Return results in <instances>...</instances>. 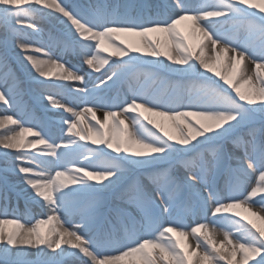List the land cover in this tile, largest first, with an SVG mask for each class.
<instances>
[{"label":"snow or ice","instance_id":"obj_1","mask_svg":"<svg viewBox=\"0 0 264 264\" xmlns=\"http://www.w3.org/2000/svg\"><path fill=\"white\" fill-rule=\"evenodd\" d=\"M45 18L61 26L60 37L49 44L40 40L39 21ZM0 26L9 37L6 49H18L15 55L33 83L46 89L68 87L81 105L77 110L52 91L38 95L41 102L69 114L60 118L67 135L59 143L36 125L24 126L15 113L0 117L5 130L0 149L25 185L19 195L26 209L39 208L24 222L15 209L3 213L0 258L5 264H34L27 258L29 249L40 257L35 264H65L66 256L72 264H121L129 257H136L137 264H195L189 260L193 254L199 264H264V0H206L199 5L192 0H97L83 5L0 0ZM182 27L188 28L187 35ZM239 31L247 34L244 40L234 35ZM197 33L194 48L187 39ZM121 36L139 39L125 42ZM58 52L81 58L87 70ZM222 56L225 62L217 70L213 62ZM7 60L5 50L0 66L7 67ZM92 72L101 75L89 87ZM127 77L129 95L122 102L108 103L100 95ZM15 81L9 72L0 83V102L9 107L15 101ZM101 110L102 119L97 116ZM153 117L170 121L177 134ZM85 126L96 137L91 148L78 142L89 141ZM241 129L246 131L238 135ZM228 143L241 154L228 149ZM177 163L187 173L182 181L172 174ZM129 166L150 170L160 204L137 188L133 199L143 216L139 225L127 216L124 231L132 234L139 226L158 235L131 239L113 254L103 249L121 241L116 228L99 225L98 194L118 185ZM220 173L229 178L226 191L215 184ZM253 176L255 183L250 184ZM178 204L205 218L211 213L213 219L190 230L173 220L161 222L163 213L171 216ZM228 214L240 219L231 221L235 233L224 230L218 242L210 224L229 220ZM9 224L11 231L4 227ZM189 236L196 240L195 253Z\"/></svg>","mask_w":264,"mask_h":264},{"label":"bare ground","instance_id":"obj_2","mask_svg":"<svg viewBox=\"0 0 264 264\" xmlns=\"http://www.w3.org/2000/svg\"><path fill=\"white\" fill-rule=\"evenodd\" d=\"M66 2L83 5V4H87V3H96L97 0H66ZM101 2H107V3L113 4V3H117V2H122V0H101ZM149 2L155 3V2H157V0H149ZM192 2L194 4H196V5H199V4H204L206 2V0H192ZM183 24L185 26H190L191 22L190 21H184ZM39 27L42 29V34L40 36V40H41V42H43L45 44H49V43L55 41L57 38L60 37V33H58V32H61V26L57 22H55L53 20L45 18V19L39 21ZM216 27H219V26H216ZM181 31L184 32L185 35L188 34V28L187 27H182ZM6 33L7 32L4 29V27L0 26V53L4 52L5 50L8 51L7 66L11 65L12 67H14V72L13 73H14V76L16 78V81H20L21 86L22 85L23 86L29 85L30 83H33V82L29 79L28 75L22 69L20 61L17 59V57L15 55V53L18 51V49H13L11 47H7V49H6V44H7V41L9 39V38L8 39H6V38L3 39V36ZM238 33H244V31H239ZM238 33H234V34H238ZM121 39L124 40L125 42H129V41H132V40H138L139 38L138 37L121 36ZM199 39H200L199 38V34L197 33L194 36H188L187 42L191 46H193L195 48L198 45V43H199ZM238 39L239 40H244L245 38L243 39V36L241 34V36L239 35ZM105 47H107V45ZM108 51L110 52L111 49L109 48ZM57 54L63 55L60 52H58ZM206 54L208 56H212L210 47L206 48ZM37 55H40V54H37ZM102 55H107V53H102ZM63 59L69 61L70 63L75 65L77 68H79L81 71L87 70V66L83 65V63L81 61V58H79V57H76V56H73V55L69 54V55H63ZM113 59H115V57H113ZM165 62L168 63L167 61H165ZM224 62H225L224 61V57L222 56L220 58V61L218 63L217 62H213L212 66L214 68H216L217 70H220V67H221V65ZM105 67H107V66H105ZM249 68H251V65H249ZM0 69H1V71H0V83H3L4 76H1V75H4L6 70L2 71V66H0ZM88 71H90V70H88ZM101 71H103V69ZM226 74L230 75V72L226 73ZM100 75H101L100 73H95V72L91 73V76H90L91 83H89V87H92V83H97V84L99 83ZM208 75H212V74L208 73ZM253 75H254V73H253ZM213 79L218 80V77L213 76ZM129 80H130V77H129ZM119 82H117L116 84L118 85ZM219 82H220V84L223 87L227 88V85H223L222 81H219ZM62 83L66 84V85H70L71 88H76V87L80 86L79 83H74V82H62ZM129 83L127 81H125L123 83V88L119 91V93H117L114 96L115 99L117 98L115 103L116 102H122L124 99L127 98V96L129 95ZM8 84L12 85L13 81L11 79H9L8 80ZM182 87H183V85H182ZM107 89L108 88L104 89L100 93V95H102L105 91H107ZM55 90H58L59 92H57V93H60L59 95L56 96V99L69 101L67 99V97H65V94H64L65 91L69 92V88L68 87H65L64 91L62 89H61L62 91H60V89H57V88H55ZM229 90H231V89H229ZM34 91L36 93V97H37L36 101H37V103L42 104L43 106H45L46 113H47L48 116H50L49 118L52 119L51 121H45L43 123L42 122V118H45V117L41 116L40 119H37L36 117H38V116H37L35 111L32 113L31 116H29V110L31 109V105L29 103H26L28 101L26 99L24 100L22 98V96L20 94H18V93H16L15 101H14V103H13V105L11 107H9L8 105H4L2 102H0V117H2L3 115H11V114L15 113L17 117H19L21 120L24 121V126L36 125L37 126V130H41L42 129L44 134H45L46 130H44V127H45L46 124L49 123L50 125H53L52 123H54V120H60L62 115L63 116H68L69 114L68 113H63L62 110H60V109H53L50 105H48L47 101L41 102L38 99V95L40 93L44 92V90L42 88H35ZM110 94L112 95V91H111ZM123 94H124V96H123ZM69 102L75 104V106L77 107V110H79V108L81 107L79 102L75 101L74 97H72V96H71ZM60 112H62V113L60 114ZM128 115L132 116V115H135V114H131L130 113ZM97 116L102 119L103 111L102 110L98 111L97 112ZM121 118H123V117H121ZM89 119H90V116H89ZM153 119H155L158 123H162L163 126L165 127V129L170 134H172V135H176L177 134L176 129L172 126L170 121H167L166 119L161 118V117H153ZM190 119H192L195 122V118L190 117ZM45 120H47V119H45ZM92 123L95 124V121H92ZM61 126L63 127V129H66V126H63V125H61ZM9 127H14V126L9 125ZM97 127H98V125H97ZM153 130L155 131V129H153ZM4 131H5L4 129H0V133H3ZM242 132H244V131H242ZM50 134L52 136H57V134L54 131L53 127H51ZM85 134L89 136V141H87V142L84 141L85 143H91L92 139H96V137L91 132L87 131V126H85ZM25 135H28V134H25ZM32 138L33 137L28 136V139H32ZM74 139H78V138L74 137ZM226 146H227V144H226ZM38 147H42V146H38ZM227 148L232 150V151H236L237 155L241 154L239 151L233 149L231 144ZM209 149H211V148H209ZM105 150L106 151H110V150H107V149H105ZM24 151H32V150L31 149H25ZM2 152H3V150L0 149V156H4L2 154ZM2 158L4 159L5 156L2 157ZM174 169H175L174 170L175 174L177 176H180L181 179H183V177L185 175H187V173L185 172V170L181 167V165L179 163H177L174 166ZM133 170H135V172H138L139 174L141 173L140 178L138 180L136 179L137 180L136 182L131 180L127 184L119 186V184L123 180H126V179L129 178V176L132 173L131 171H133ZM143 172H145V169L137 168L135 166H130V168L128 167L127 171L124 173V175H123L121 181L119 182V184L115 185L117 187H115V188L112 187V188H110L108 190H105V191L101 192L103 194H105L104 192H107V194H105L107 196L106 198L109 199V201L112 200L111 202H112L113 205L120 207V209L117 210L118 207L114 208V206L112 204L109 205V207H107V208L103 207L105 204H103V205L101 204L102 216L99 218V225L101 227H103V228H108V227L116 228L118 230V237H119V239L121 241L120 244L113 245L112 247L103 249V251H109V252H112L113 254H118L116 252V248L121 247L123 244L130 242V240L125 237V233L126 232L124 231V228H123L124 219L127 216L134 217L136 219L138 225H139V221H140L141 217L143 216V213L137 207V205L135 204L134 199H133L135 191H136L137 188H141L146 193V195L151 200H153L155 202V204H157V205L160 204V196L158 194L157 185L155 183H153V181L149 178V176L146 177V178L143 177L142 176ZM256 175H258V173ZM217 176L218 175H216L215 179L217 178ZM6 177L8 179L5 178L6 179L5 182H3V183L0 182V201L1 202L2 201L3 202H6V201L10 202V200H13V199L17 200L10 193V191L12 190L13 186L19 192H20V189L25 187V185H23L22 181H19L18 178H16L17 177V173L16 172H12V174H8L7 173ZM228 179L229 178L227 177V175H225L224 173L221 174V177L218 180L220 185H221L220 190L226 189V184H227ZM139 180H140V182H139ZM249 183L250 184H254L255 183V176L252 177V179H251V181H249ZM12 184H13V186H12ZM257 200H258V198H257ZM118 201H121V202H118ZM259 206H260L259 203H257L256 207L259 208ZM179 207L180 206L173 208L171 216H169L167 213H163V215H162L163 221L164 220H173L175 222L179 221L180 224H182L185 228L190 230V227L192 226V224L189 221H186V220L182 221L176 216ZM28 209L23 208L22 210H17L16 211V214L21 216L22 222H24L25 220H28V221L32 220V217H31L30 213L27 212V211H29ZM37 209H39V208H33L32 210L34 211V210H37ZM12 210H13V208H9V207H8V209L0 208V218H3V213L4 212H8L9 214H11ZM236 211H241V210H236ZM242 214H244V213H242ZM228 215H229V220H227V221L220 220V221L216 222L214 225L210 224V227H214L216 229V231L214 233V236H215V239L218 242L223 239L222 233H223L224 230H228L229 228H231L233 233L235 232V227L232 226L231 221L240 219L239 217L231 216V214H228ZM244 215H246V214H244ZM202 216H204V214ZM206 219H208L209 222L212 221L213 218L211 217V213H208V216H207ZM240 222L244 223V221H240ZM4 227H5V229L7 231H11L13 229V225H10V224L9 225H5ZM120 230H121V232H119ZM136 230L138 232H140L141 228H139V226H137ZM142 230H145V229H142ZM144 235H146L145 237H147L148 234L144 233ZM173 243H174V241H173ZM188 243L191 245V249H192L193 253L198 251V249L196 247V240L193 239L191 236H189V238H188ZM45 251H47V249H45ZM185 251H187V249ZM27 258L29 260H31V261H36V260L40 259V257L36 254V250H32V249L28 250V257ZM63 259L65 261V264H72V258L71 257H67L66 256ZM158 259H159V257H158ZM257 259H258V257H257ZM189 260H190V262L191 261H195V264H199V260L197 259V257L194 254L189 257ZM221 262L225 263L224 261H221ZM121 264H137V258L136 257L126 258L125 261L121 262ZM159 264H165V262L163 260H159ZM249 264H254V261H249Z\"/></svg>","mask_w":264,"mask_h":264},{"label":"rangeland","instance_id":"obj_3","mask_svg":"<svg viewBox=\"0 0 264 264\" xmlns=\"http://www.w3.org/2000/svg\"><path fill=\"white\" fill-rule=\"evenodd\" d=\"M241 34H242V36H243V39L246 37V33L244 32V33H238V34H234L235 36H236V38L238 39L239 38V35L241 36ZM61 35V34H60ZM7 36V37H6ZM8 39L9 37H8V34L6 33V34H4V36H3V39ZM113 67H115V66H113ZM4 69H7V68H4ZM103 72V71H102ZM1 76H4V75H1ZM130 80H131V77H130ZM130 80H129V77H127V78H125V79H123V81H122V84L120 85V87H118L119 89H122L123 88V83L125 82V81H127L128 83L130 82ZM47 82H45V84H46ZM32 85V86H31ZM30 86H31V88L32 89H35V88H42L43 90H44V92L45 91H52V92H54V93H57V92H59L58 90H55V88H45V85H41V84H36V83H31L30 84ZM34 86V87H33ZM44 87V88H43ZM111 89V88H110ZM63 91H64V89H62ZM61 89H60V91H62ZM229 90V89H228ZM17 93H21V91H20V88H19V85H18V87L16 88V90H15ZM111 91H112V95L110 94L111 93ZM229 91H231V90H229ZM115 92H117V90L116 89H113V90H110V92H109V90L108 91H106L105 92V94H103L102 96L106 99V101L108 102V103H112V100H113V97H114V93ZM67 93L68 92H66L65 91V97L67 96ZM68 95H70L69 93H68ZM233 95H234V93H233ZM71 96V95H70ZM120 103V102H119ZM35 104H36V102H35ZM118 104V103H117ZM39 106V107H38ZM80 106V105H79ZM78 106V107H79ZM36 107H38V111H40L41 113H39L37 110H35V112H36V114H37V116L38 117H36L37 119H40V117L39 116H44L45 117V119H47V120H49L48 119V115L45 113V111H43V108H45V106H43L42 104L40 105V104H37V106ZM62 112H60V114H61ZM42 114V115H41ZM50 117V116H49ZM51 120V119H50ZM54 120V119H53ZM53 125H50L49 123L47 124V126H48V128L46 129V132H47V134L48 135H46L47 137H49V135H51L50 134V130H51V127H53L54 128V131L56 132V134H57V136H54V139L59 143L60 142V138H62L63 136H65V135H67V132H66V129H63V127L60 125L61 123H60V120H54V123H52ZM256 127H259V123H257V125H256ZM58 128V129H57ZM50 129V130H49ZM62 129H63V131H62ZM242 131H244V132H242ZM245 131L246 130H244V129H241V132L238 134V135H243L244 133H245ZM53 139V138H52ZM78 140V139H77ZM80 144H85L86 145V148H91V147H93V145L91 144V143H85L84 141H78ZM230 145V143H228L227 144V146L226 147H228ZM209 148H211V146H208V148L206 149V151H208V152H210L211 151V149H209ZM209 149V150H208ZM79 152H85V155H86V151L84 150V149H81V150H79ZM79 152L77 153V155H79ZM2 157H4V156H0V168L2 169V170H4V172H8L9 174H12V172H14V171H12L11 170V158L10 157H5L4 159L2 158ZM81 158H83V157H81ZM164 167H167V166H164ZM129 168H130V166H129ZM174 167L172 168V173L174 174V176H176L177 177V179H179V180H183V179H181V177L180 176H177L176 174H175V172H174ZM149 171L150 170H145V172H143L142 173V176L143 177H148L149 176ZM132 173H131V175L129 176V178L128 179H126V180H123L120 184H119V186H122V185H124V184H127L129 181H131V180H133L134 182H136L139 178H140V175H141V173L139 174L138 172H135V170H133V171H131ZM221 177V175H218L217 176V178L215 179V184H216V186H217V188L219 187V185H218V180H219V178ZM16 178H18V180L19 181H21L20 180V176H19V174H17V177ZM137 179V180H136ZM139 182H140V180H139ZM139 184V183H138ZM114 188L115 187H117V186H113ZM218 190H219V188H218ZM223 190V189H222ZM225 191H226V189H224ZM105 194H107V192H104ZM105 194H103V193H99L98 194V197H100L99 199L101 200V204L103 205L104 203H105V205L107 206V207H109V205H111L112 204V200L111 201H109V199H107L106 197V195ZM118 202H121V201H118ZM113 205V204H112ZM22 206H24L25 207V201H23V203H22ZM114 206V208H117V210H119L120 209V207L119 206H115V205H113ZM29 209V211H27V212H29L30 213V215H31V217L34 215V214H36V213H38L39 212V209H37V210H32L33 208H35V207H32V206H29L28 207ZM125 211V210H124ZM135 213V212H134ZM198 214H200L199 212H197V215ZM10 217V216H9ZM197 222H209V220L208 219H206L205 217L204 218H202L201 216L200 217H197L196 219H195V221H191L190 223L192 224V226L195 224V223H197ZM106 229H111V227H108V228H106ZM146 231V232H145ZM145 231H143V233L141 234V235H136V236H138V237H142L143 235H144V233H146V234H148L147 235V237L148 236H152V237H155L156 235H158V233H154V232H149V230H147V229H145ZM119 232H121V230L119 231ZM235 233V232H234ZM132 234H134L135 235V233H132ZM36 261H38V260H36ZM36 261H33L34 262V264H35V262ZM0 264H5V260L4 259H2V258H0ZM221 264H225V263H223V262H221Z\"/></svg>","mask_w":264,"mask_h":264}]
</instances>
